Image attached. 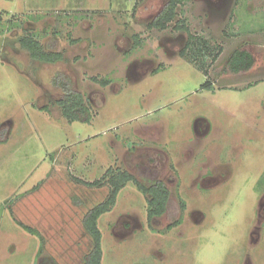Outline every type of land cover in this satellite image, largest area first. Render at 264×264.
Returning a JSON list of instances; mask_svg holds the SVG:
<instances>
[{"label": "rangeland", "instance_id": "obj_1", "mask_svg": "<svg viewBox=\"0 0 264 264\" xmlns=\"http://www.w3.org/2000/svg\"><path fill=\"white\" fill-rule=\"evenodd\" d=\"M210 1L181 0L159 30L147 24L168 0H0V264H39L41 246L84 264L83 218L109 186L77 179L118 167L163 180L171 196L149 221L128 182L99 218L102 264H264V0ZM182 21L223 47L207 73L181 55ZM26 34L64 59L31 58ZM235 48L255 55L249 71L225 70ZM58 72L85 95L90 122L64 117Z\"/></svg>", "mask_w": 264, "mask_h": 264}, {"label": "trees", "instance_id": "obj_2", "mask_svg": "<svg viewBox=\"0 0 264 264\" xmlns=\"http://www.w3.org/2000/svg\"><path fill=\"white\" fill-rule=\"evenodd\" d=\"M181 0H168L160 12L147 24L149 29L164 30L168 28L169 24L176 18L178 14V7ZM175 27L178 30H184L188 33V39L181 50V55L196 64L198 69L208 72L207 56L213 53V60H217L223 47L210 46V43L203 36L193 33L185 21L177 22ZM136 45L139 44L138 35L135 37ZM21 46L26 49L31 58L37 59L47 63H56L64 59V54L57 51L54 44L48 49L44 44L33 34H26L21 39ZM218 48V50H217ZM217 51H216V50ZM255 55L245 48H235L231 51L226 60L225 70L234 73H241L249 71L255 65ZM97 80V78H94ZM103 84L106 80H102ZM52 83L55 87L63 90L61 98L57 99V104L60 106L64 117L69 121L80 120L83 122H90L93 118L89 103L85 95L73 88V83L70 77L64 72H58L54 75ZM203 87L212 89V82L207 80ZM78 181L89 186H109L108 195L99 203L91 207L83 218V225L92 238V248L85 255L84 264H102L103 248L102 238L103 234L99 227V218L106 212L113 209L116 204L119 192L127 185L128 182L133 181L136 187L145 194L148 203V219L154 221L156 218L163 215L168 208L170 202L171 191L167 184L161 179H151L146 182L140 181L134 174L127 169L109 168L105 175L100 179L89 182L82 179ZM182 210L185 209V201L182 200ZM16 222L22 226L26 231L38 235L41 240H44L40 230L31 226L20 219L15 218ZM182 222V216L170 224L167 228ZM44 248L41 246L38 252L39 264H58L53 257L44 255Z\"/></svg>", "mask_w": 264, "mask_h": 264}, {"label": "flooded vegetation", "instance_id": "obj_3", "mask_svg": "<svg viewBox=\"0 0 264 264\" xmlns=\"http://www.w3.org/2000/svg\"><path fill=\"white\" fill-rule=\"evenodd\" d=\"M221 1H222V0H221ZM213 3H214V2H212V1L209 0V5H210L211 7H215V6L213 5ZM221 4H222V3L220 2V5H221ZM218 8L220 9V7H218ZM263 204H264V203L261 202V206H263Z\"/></svg>", "mask_w": 264, "mask_h": 264}]
</instances>
